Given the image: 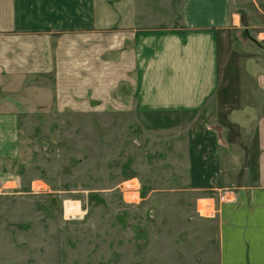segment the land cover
Returning <instances> with one entry per match:
<instances>
[{"label":"rangeland","instance_id":"obj_1","mask_svg":"<svg viewBox=\"0 0 264 264\" xmlns=\"http://www.w3.org/2000/svg\"><path fill=\"white\" fill-rule=\"evenodd\" d=\"M71 1L59 0L61 11ZM118 1L91 6L110 24ZM228 1L235 28L223 39L218 109L212 102L189 131H146L120 110L109 38L26 40L28 58L43 68L0 73V264H219L218 209L232 190H196L193 127L204 124L239 146L253 128L230 127L226 116L252 94L264 105L249 75L253 61L264 65V0ZM138 2L140 18L158 26L174 22L180 0ZM224 139L222 167L246 151L226 150Z\"/></svg>","mask_w":264,"mask_h":264},{"label":"crops","instance_id":"obj_2","mask_svg":"<svg viewBox=\"0 0 264 264\" xmlns=\"http://www.w3.org/2000/svg\"><path fill=\"white\" fill-rule=\"evenodd\" d=\"M91 3L72 0L70 7L61 11L59 0H0V37L4 38L0 39L1 75H18L20 68L26 66L35 71L43 68L41 60L28 58V38L55 35L54 43L58 44L68 34L80 39L98 36L105 38V44L109 38L108 49L114 48L115 104L122 106L123 112L135 114L144 130L183 126L189 131L190 123L202 118L204 111L207 114L205 109L212 107V102L218 109L223 39L235 28L228 0H180L174 22L158 26L149 25L146 14L147 21L140 18L138 0L116 2L110 24L105 15L98 16ZM61 31L66 34L58 38ZM263 66L253 61L249 73L252 78L255 73L253 80L259 95L264 93ZM253 98L252 94L243 106L226 116L230 127L253 128L252 139L249 136L238 146L222 134L215 135L204 124L193 127L194 137L190 138L195 148L196 190L212 192L227 186L232 190L229 200L218 209L219 264H264V105ZM236 116L243 121L255 117L256 121L241 126L240 121L234 120ZM12 117L6 116L13 121ZM9 128L10 125L6 154L13 155L15 137ZM220 138L224 139L226 150L236 153V147H243L245 154H230V163L220 166ZM225 172L231 178L224 180Z\"/></svg>","mask_w":264,"mask_h":264},{"label":"built area","instance_id":"obj_3","mask_svg":"<svg viewBox=\"0 0 264 264\" xmlns=\"http://www.w3.org/2000/svg\"><path fill=\"white\" fill-rule=\"evenodd\" d=\"M127 188V187H126ZM134 190V189H133ZM127 191H130L129 189H127ZM134 192L136 193V191L134 190ZM208 208H209V206H207ZM198 214H199V216H200V213H199V211H198ZM215 215V210L213 209L212 211H210V212H208V213H206V214H204L203 216H201V217H213Z\"/></svg>","mask_w":264,"mask_h":264},{"label":"bare ground","instance_id":"obj_4","mask_svg":"<svg viewBox=\"0 0 264 264\" xmlns=\"http://www.w3.org/2000/svg\"><path fill=\"white\" fill-rule=\"evenodd\" d=\"M67 210H69V209H67ZM68 213H69V212H68ZM68 213H66V218H67V217H70V216L68 215ZM70 215H71V214H70Z\"/></svg>","mask_w":264,"mask_h":264}]
</instances>
